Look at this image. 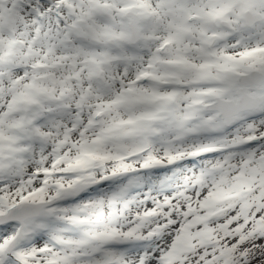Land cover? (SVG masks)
<instances>
[{
	"label": "snow or ice",
	"instance_id": "obj_1",
	"mask_svg": "<svg viewBox=\"0 0 264 264\" xmlns=\"http://www.w3.org/2000/svg\"><path fill=\"white\" fill-rule=\"evenodd\" d=\"M0 264H264V0H0Z\"/></svg>",
	"mask_w": 264,
	"mask_h": 264
}]
</instances>
